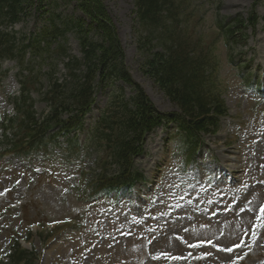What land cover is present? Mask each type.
<instances>
[{
	"label": "rangeland",
	"instance_id": "rangeland-1",
	"mask_svg": "<svg viewBox=\"0 0 264 264\" xmlns=\"http://www.w3.org/2000/svg\"><path fill=\"white\" fill-rule=\"evenodd\" d=\"M102 1L115 26L133 79L160 111L175 110L141 71L143 54L137 38L143 32L134 15L133 1ZM176 1L181 4L180 27L194 29L206 40L217 36V24L225 25L237 17L246 18L252 5L251 0ZM51 4L50 15L32 11L20 22L4 25V29L27 38L50 25L49 18L61 25L82 18L72 3L51 0ZM256 12L264 18V1L256 7ZM262 26L260 21L255 35L247 31L246 44L236 46L230 53L223 47L221 36L216 37L217 78L228 114L220 120L215 134L204 136L202 149L185 167L177 160V140L168 139L169 133L162 130L150 136L145 154L134 163L145 177L156 182H149L151 186L142 184V191L137 195L127 196L125 192L114 205L107 199L96 203L82 200V196L77 195L78 189L74 190V182L80 169L88 172L93 168L91 156L81 161L41 157L2 160L0 200L8 193L0 203L3 262L10 245L9 236L12 233L24 235L28 223L56 222L79 216L80 227L63 230L49 244L35 233L29 242L31 246L22 243L28 250L40 254L36 264H238L237 258L245 250L249 252L248 257L239 264H264V216L260 215L264 205ZM62 43L68 55L79 57L75 31H68ZM230 58H233L232 63ZM50 60L43 63L39 72L40 84H46L43 72L50 70ZM55 72V77H63L60 61ZM17 74L16 62L0 61V118L3 113H12L7 100L19 91ZM120 86L116 84V88ZM110 92V88L99 92L100 107L105 105ZM126 94H129L127 88ZM35 108L41 112L44 104L38 100ZM96 115L92 111L87 117L84 130L78 133L79 139L85 138ZM239 242L241 253L233 250Z\"/></svg>",
	"mask_w": 264,
	"mask_h": 264
},
{
	"label": "trees",
	"instance_id": "trees-1",
	"mask_svg": "<svg viewBox=\"0 0 264 264\" xmlns=\"http://www.w3.org/2000/svg\"><path fill=\"white\" fill-rule=\"evenodd\" d=\"M74 4L82 18L73 22L43 27L30 37H17L0 29V59L16 58L20 69V95L12 98L17 117L9 119L4 129H14V136L41 138L51 128L70 131L80 124L82 116L93 104L96 87L112 81H122L133 95L124 99L123 91L112 95L109 112L100 120L101 138L111 149L110 162L119 170L112 177L102 178L100 190L109 191L130 186L141 174L132 169L131 157L142 153L143 136L163 119L175 121L187 136L198 140L201 133L216 131L218 117L226 108L220 98L215 77L216 59L211 45L203 37L185 31L179 21L180 2L176 0H133L134 15L141 32L137 38L143 54L142 70L160 88L175 110L159 113L142 88L135 83L124 64V55L116 29L102 0H62ZM261 0H253L258 3ZM51 0H0V26L12 25L33 11L46 14L52 9ZM29 8L31 10L29 11ZM29 11V12H28ZM47 15H50L49 13ZM257 18H238L226 27V33L243 42L244 30L255 28ZM75 31L81 57L68 55L62 41L68 31ZM156 40L160 51L151 52ZM151 52V53H150ZM27 53L29 58L26 59ZM67 59L62 83L49 80L48 89L41 95L49 107V114L38 123L29 96L38 82V70L47 59ZM26 71V74L23 73ZM19 74V75H20ZM97 80V82H96ZM96 134L92 140L95 142ZM99 141V140H98ZM110 163H107L109 166ZM14 262L33 264L25 252L15 251Z\"/></svg>",
	"mask_w": 264,
	"mask_h": 264
},
{
	"label": "snow or ice",
	"instance_id": "snow-or-ice-1",
	"mask_svg": "<svg viewBox=\"0 0 264 264\" xmlns=\"http://www.w3.org/2000/svg\"><path fill=\"white\" fill-rule=\"evenodd\" d=\"M260 215L264 216V206L261 207L260 209ZM257 219H260V217L258 216ZM253 235H255V232H253ZM195 246V245H194ZM228 251H231L232 249H227Z\"/></svg>",
	"mask_w": 264,
	"mask_h": 264
}]
</instances>
